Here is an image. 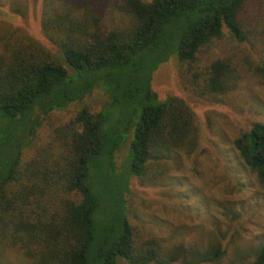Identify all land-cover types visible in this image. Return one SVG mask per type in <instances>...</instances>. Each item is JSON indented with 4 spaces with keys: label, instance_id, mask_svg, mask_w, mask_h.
Segmentation results:
<instances>
[{
    "label": "trees",
    "instance_id": "16d2710c",
    "mask_svg": "<svg viewBox=\"0 0 264 264\" xmlns=\"http://www.w3.org/2000/svg\"><path fill=\"white\" fill-rule=\"evenodd\" d=\"M249 1L122 0L120 9L128 20L124 27L102 31L100 18L87 10L77 20L65 15L50 37L59 58L28 48L13 51L8 59L0 56V115L9 121L28 120L35 128L36 109L43 115L63 109L98 84L109 98L97 113L83 107L75 114L63 130L57 159L22 165L18 151L0 173V262L4 252L21 254L28 264H117L118 259L128 264H203L224 254L214 239L203 251L189 254L176 244L165 250L152 242L137 245L122 195L115 203L120 212L110 219L107 191L99 184L116 173L115 153L133 127L126 154L131 176L143 179L172 149L193 150L192 113L177 98L159 102L151 89L152 74L165 60L164 49H173L167 56L175 55L182 64L194 63L223 28L245 43L242 14ZM47 24L49 28V20ZM258 35L264 40V29ZM252 72L264 78V61ZM238 79L229 60H212L200 94L224 96ZM233 147L264 191V123L253 124ZM252 264H264V245Z\"/></svg>",
    "mask_w": 264,
    "mask_h": 264
},
{
    "label": "rangeland",
    "instance_id": "374dc122",
    "mask_svg": "<svg viewBox=\"0 0 264 264\" xmlns=\"http://www.w3.org/2000/svg\"><path fill=\"white\" fill-rule=\"evenodd\" d=\"M121 5L122 0H0V56L8 59L13 51L28 48L59 58L50 37L58 33L65 15L77 20L90 11L100 18V30L108 31L128 23ZM242 18L245 43L233 40L223 28L222 36L202 48L194 63L182 64L175 55L167 56L173 49H164V61L153 59L159 64L151 89L159 102L177 98L189 108L195 146L190 151L172 149L170 157L153 163L139 179L129 174L126 155L134 127L123 131L114 157L118 171L99 187L107 191L110 219L120 212L115 203L122 195L137 245L152 242L165 250L176 244L189 254L203 251L214 239L224 254L203 264H252L256 250L264 245V191L233 147V141L253 124L264 123V78L252 72L264 61V40L258 35L264 29V0L249 1ZM215 59L229 60L239 79L226 95L207 97L200 89L205 69ZM108 99L98 84L80 102L63 109L46 115L36 109L35 128L28 120L9 121L0 115V173L6 172L18 151L22 165L57 159L63 151V130L75 114L83 107L97 113ZM116 119L112 114L111 120ZM116 263L128 264L122 259ZM0 264L28 262L17 252H4Z\"/></svg>",
    "mask_w": 264,
    "mask_h": 264
}]
</instances>
